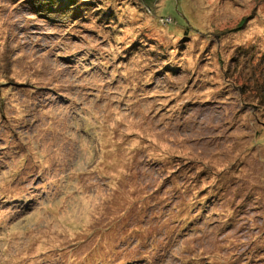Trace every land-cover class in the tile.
<instances>
[{"label": "rangeland", "instance_id": "rangeland-1", "mask_svg": "<svg viewBox=\"0 0 264 264\" xmlns=\"http://www.w3.org/2000/svg\"><path fill=\"white\" fill-rule=\"evenodd\" d=\"M78 1L0 0V264H264V0Z\"/></svg>", "mask_w": 264, "mask_h": 264}, {"label": "trees", "instance_id": "trees-1", "mask_svg": "<svg viewBox=\"0 0 264 264\" xmlns=\"http://www.w3.org/2000/svg\"><path fill=\"white\" fill-rule=\"evenodd\" d=\"M30 2H31L30 5L32 6V9H34L33 11H35L36 13L42 12V11H47L49 13H54V14H57L60 12H62V13L66 12L67 13V11L70 9H73V10H70L68 12L70 13V12L75 11V14H77L79 12L78 10H80V9L83 10L84 12L86 11V8H85L86 6H82V5L79 6L78 3H80V1H78V0H30ZM133 2H137V1L134 0ZM140 3L136 7L139 10L142 9L141 5H143L142 2H140ZM90 8H91V10L95 11V13L98 15V19L100 18L99 20L102 23H103V21L105 22L108 20L109 24H112L116 20H119V18L117 16V12L115 10L114 11L111 10L108 12L106 8H103L100 6H99V8H94V7H90ZM76 9H77V11H76ZM68 15L69 14H67V17H68ZM162 18H164V17H162ZM164 19H167V18H164ZM168 19H170V18L168 17ZM247 20H248V16L243 17L240 21H238L235 24V26L233 28H231V31H238V30L242 29L243 26L245 25V22H247ZM155 52L160 54L158 56H162L163 58L165 57V56H163L164 55L163 52H160V51H155ZM227 177H229V176L227 175ZM229 179H230V177H229ZM191 184H192V181H191V183H189V185H191ZM232 223H233V221H232ZM232 223H230V224H232ZM258 248H255V250H257ZM218 256L222 259V257H225L226 255L218 253ZM221 259L216 261L217 263L215 262L214 264H224L225 263L224 260H221Z\"/></svg>", "mask_w": 264, "mask_h": 264}, {"label": "water", "instance_id": "water-1", "mask_svg": "<svg viewBox=\"0 0 264 264\" xmlns=\"http://www.w3.org/2000/svg\"><path fill=\"white\" fill-rule=\"evenodd\" d=\"M147 8H149V0H140ZM264 126V124H263Z\"/></svg>", "mask_w": 264, "mask_h": 264}]
</instances>
